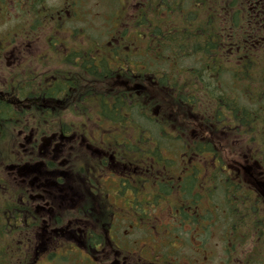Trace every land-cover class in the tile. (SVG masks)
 I'll return each mask as SVG.
<instances>
[{
	"label": "trees",
	"instance_id": "trees-1",
	"mask_svg": "<svg viewBox=\"0 0 264 264\" xmlns=\"http://www.w3.org/2000/svg\"><path fill=\"white\" fill-rule=\"evenodd\" d=\"M51 2L0 0V10L14 18L15 31H27L28 39L45 35L54 56L67 39L83 40V47H71L66 55L77 60L70 70L81 73L87 66V89L115 72L124 78L137 72V81L155 79L153 88L166 93L172 105L189 114V124L201 129L196 138L186 133L187 145L180 135L181 124L168 122L160 112L151 114L160 104L157 99L123 91L112 97L98 95L89 103L107 119L137 115L152 121L147 135L155 143L153 150L167 151L175 164L173 157L181 153L189 160L203 156L206 165L188 164L187 177L179 183L181 199H186L179 205L180 225L187 222L193 229L210 222L204 228V242L213 225L211 210L217 208L222 240L234 234L225 251L229 243L231 251L238 247L245 251L240 263L264 264V0H65L58 9ZM63 12L69 13L68 18ZM42 79L38 85L31 74L21 76L16 94L51 98L57 84L51 76ZM5 129L0 123V150L12 133ZM234 157L251 163L256 181L239 174L230 162ZM244 168L247 171L248 166ZM202 172L207 176L201 182ZM202 198L208 201L205 215L195 210L186 217L185 210ZM246 228L252 245L244 242Z\"/></svg>",
	"mask_w": 264,
	"mask_h": 264
},
{
	"label": "flooded vegetation",
	"instance_id": "flooded-vegetation-1",
	"mask_svg": "<svg viewBox=\"0 0 264 264\" xmlns=\"http://www.w3.org/2000/svg\"><path fill=\"white\" fill-rule=\"evenodd\" d=\"M18 42L0 41L2 44L12 43L14 46ZM10 49L12 48H4V52ZM61 60H64V64ZM74 61L76 63L77 60L60 56L57 63L74 68ZM5 64L0 58V66ZM19 68L20 63L11 71L20 72V76L16 72L17 78H11L10 85L6 79L5 82H0V123L13 132L12 142L15 143L14 146L12 142L6 146L10 150L7 153L19 163L7 165L0 161V264H38L39 256L27 257L30 251H35L31 248V241L27 239L28 232L35 227L32 218H41V231L36 234L48 233L43 229V224L47 223L44 218H87V209L91 210L95 202L92 198L87 199V184L79 187L67 183L70 173L79 175L82 179L87 178L93 184L94 189L88 190L89 195L95 197L96 202L99 201L98 205L110 208L109 213L117 205L120 207L122 204H134L137 207L132 213L135 229L132 240L120 242L116 245L117 249H114L120 257L119 264H196L194 261L171 263L163 260L160 252L170 243V235L166 227L164 231L158 232L151 231L154 227L150 225L152 218H159L153 212L165 210L166 206H169L170 215L165 214V217L181 218L179 207H173V202H186L177 191L179 183L187 177L188 157L179 154V164L173 168L172 157L167 151L165 154H156L153 149L143 150L137 145L132 151L130 161L117 158L113 154L108 155L105 161L97 158L92 161L90 155L94 151L90 155L81 153L76 155L78 159L74 158L77 149H74L72 142L76 133L82 136L86 151L87 143L93 146L96 139L93 130L89 129V126L92 127L89 124L91 120L87 119V88L84 95L77 94V89L68 87V82L64 80L74 77V73L87 77V66L81 73L65 69L56 71L58 86L53 89L51 101L45 100L44 94L28 96L25 93L17 98L16 85H21L18 80L21 76L24 77ZM31 75L43 73L32 72ZM108 120L112 121L106 119L105 123ZM181 132L186 137V130L181 128ZM138 133L139 130L137 139ZM17 146L20 150L18 156H15L13 151L17 150ZM98 151L103 152L102 149ZM13 207H17L14 210L16 217L13 216ZM197 208V205L188 207L185 216L189 217ZM100 218H104L101 212ZM67 225L51 230L53 237H70ZM143 228L144 235L147 236H138ZM76 229L78 234L83 231L80 227ZM24 233L26 235L21 240ZM86 238L81 239L80 243L87 260ZM175 239L176 244L182 245V239ZM69 240V245L74 248L75 242L70 238ZM12 241H17L18 246ZM43 244L45 242L42 239L40 244L33 246L41 249ZM40 252L41 263L45 260V255L47 257L54 254H44L43 249ZM182 258L188 259L187 256ZM88 259L92 262L91 257ZM84 264L88 263L85 261Z\"/></svg>",
	"mask_w": 264,
	"mask_h": 264
},
{
	"label": "rangeland",
	"instance_id": "rangeland-1",
	"mask_svg": "<svg viewBox=\"0 0 264 264\" xmlns=\"http://www.w3.org/2000/svg\"><path fill=\"white\" fill-rule=\"evenodd\" d=\"M64 0H52L51 4L52 7L59 8ZM131 2H135L136 0H129ZM12 24L9 16L3 17L0 16V41L2 38H6L5 35H3L5 32H9L10 29H12ZM78 28H82V22H78L76 24ZM25 33L24 40L21 41L22 39H18V43L16 44L17 46L11 47L12 49L8 50L7 52H4L2 56V60L4 63H6L4 66H0V82L3 83L5 82V79L7 78V75L17 68V65L19 63H28L32 57L35 56L36 51H37V43L39 40H34L33 38L28 39V35H26V31L23 30ZM45 35L41 37V40H44ZM66 45L68 44H74V40H68L66 41ZM42 47V44H40ZM69 47L67 48H59L60 51H66ZM51 60H54L52 58ZM34 70V68H33ZM93 89L95 90V93H98L102 96H116L120 94V90H124L127 92L134 93L135 95H143L145 94L148 98L149 101H153L154 99H157L160 101V104L158 105L157 112L162 115L167 117L168 122L174 123L175 125H180L181 122L185 119L186 113L176 106L172 105L168 95L166 93L160 94L158 91H156L152 84L150 82H145L142 85L138 83V81L131 83L129 80H121L120 78H115L111 80H107L101 83H94L93 84ZM119 90V91H118ZM155 109V108H154ZM88 119V118H87ZM89 120V119H88ZM90 125L92 122L90 121ZM89 129H93L91 126H89ZM74 142H72V145L74 149H77V152H75L74 158L78 157L76 155L85 153L89 154L91 151H94L91 153L90 157L91 160L94 161L96 158L97 159H108L107 156L109 154V149L111 148H116L115 142H111V140L106 139V143L102 141L103 146H101L98 142L93 143V146H90L87 143V151L84 149V142H82V136L79 134H75L73 137ZM127 141H130V138H126ZM15 143L12 142V146H14ZM103 150V152H100L98 150ZM14 150V149H13ZM20 148L17 146V150L15 149L14 155L18 156ZM97 151V152H95ZM7 153V152H6ZM113 154V153H112ZM121 158V156H120ZM12 160V157H10L7 153V157L4 159V161ZM111 163V161H109ZM16 164H19L17 161H15ZM129 173V172H127ZM70 178L67 180V183L73 186H79L83 187L84 184H87V199L92 198L95 202L94 206H91V210L87 209V218H44L47 220V223L43 224V229L46 230L48 233L47 234H36L40 233L41 231V218H32L34 228H32L27 235V239L31 241V248L35 249L30 251L27 254L28 258H35L36 256L42 255L40 252L41 249L45 251L44 254L47 253H54V254H49L45 255V260L42 261L43 264H84L86 261L88 264H119V255L116 251H114V248L116 245L120 244V242H127L132 240V236H134V218H132V210H137V207L134 206V204L130 205V208L132 209L131 212L128 209V206L122 204L120 207L117 205L114 207V217L113 218H121L120 221L118 222V225L116 228H112L109 233L104 230L103 224L110 219V213L109 210L110 208L106 207V205H98L97 202L95 201V197L92 195H89L88 190L94 189L93 184H91L89 181H87V178H80L79 175H75L70 173ZM207 176V173H204L200 179L203 180ZM114 187V185H113ZM203 204H206V201L203 202ZM143 208V206H140ZM89 208V207H87ZM206 208L203 209L205 211ZM100 212L104 215V218H100ZM206 212V211H205ZM205 212L203 214H205ZM154 214H157L159 218H152L150 225L154 227L153 230L151 231H158L162 232L164 231L166 225L168 224H173L171 221L170 223V218L165 217V214L170 215V209L169 206L165 207V210H159L156 212V210L153 212ZM91 215H93V218H91ZM108 217V218H107ZM124 218V219H123ZM211 218L213 219L214 222H216L217 218H222L221 213L217 208H214V210H211ZM176 220H179V218H174ZM70 221V222H69ZM69 222V223H68ZM68 223V225H67ZM203 222H200L199 224L194 225L192 231L189 232L188 236L187 233L183 234L180 233V235H175L177 237H182L183 243L182 245L174 243L171 248L168 256L172 257V259H175L176 261L184 262L185 259L182 258V254L186 255H194L195 251L197 250L193 249V246L197 245L198 242H202L204 245V252L203 254H199L198 257L191 259L190 261L196 262V264H204L208 262V264H224L225 262H231L232 264H242L239 262V260L243 257L245 254V251L240 250V247H238L239 250H234L231 251L230 245L228 243V250L231 252L229 255V252L225 251V243L226 241L230 238L232 240V237L234 234L230 235L228 237L226 234V241L222 240L221 235L222 233L218 232L219 228L212 227L209 229L210 233H208L207 239L203 242L201 238L199 237L200 232L204 231V228L206 225L203 224ZM67 225V230L69 234L71 235L68 238L65 237H60V238H55L53 237V234H51V230L56 229V228H63L64 226ZM176 226V225H174ZM77 227H80L83 229L80 234L75 232ZM181 230H178V232L184 231L185 229H188V226L182 225L180 227ZM220 230V229H219ZM249 229H245V231L242 233L246 237L244 240L245 243L248 245H252L254 241L250 239L251 234L248 232ZM150 231V232H151ZM93 234V235H92ZM145 230L144 228L139 232L138 236H147L144 235ZM26 234L24 233L22 235L21 240ZM97 235L100 236V239H94L93 236ZM204 235V234H203ZM206 235H204L205 237ZM84 237H87V260H86V253L84 250L81 248V243L80 240L83 239ZM199 237V239H198ZM70 239H72L75 243L74 244V249L69 245ZM184 238V239H183ZM45 242L41 246V249L35 248L33 245L36 243L40 244V240ZM191 242V243H190ZM233 242V241H232ZM13 244L17 245V241H12ZM68 243V244H67ZM257 243V241H256ZM67 244V245H66ZM97 249L91 248L89 246H95L98 245ZM148 246V244H147ZM249 246L246 247L245 249L248 251ZM165 249V248H164ZM173 249V251H172ZM176 249V250H175ZM162 252V250H161ZM227 252V254H225ZM173 253V255H171ZM142 255V253H141ZM207 257V258H204ZM213 256V257H212ZM233 256L235 259H230V257ZM91 257L92 262L88 259ZM246 257V256H245ZM244 257V259H245ZM38 259L37 263L42 264L40 260ZM172 259L167 260L166 262H171ZM14 262V259H13Z\"/></svg>",
	"mask_w": 264,
	"mask_h": 264
}]
</instances>
